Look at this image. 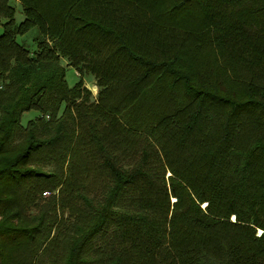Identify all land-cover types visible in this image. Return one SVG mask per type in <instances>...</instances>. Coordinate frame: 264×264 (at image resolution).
Listing matches in <instances>:
<instances>
[{
  "label": "trees",
  "instance_id": "trees-1",
  "mask_svg": "<svg viewBox=\"0 0 264 264\" xmlns=\"http://www.w3.org/2000/svg\"><path fill=\"white\" fill-rule=\"evenodd\" d=\"M9 1L0 264H264V0Z\"/></svg>",
  "mask_w": 264,
  "mask_h": 264
},
{
  "label": "rangeland",
  "instance_id": "rangeland-1",
  "mask_svg": "<svg viewBox=\"0 0 264 264\" xmlns=\"http://www.w3.org/2000/svg\"><path fill=\"white\" fill-rule=\"evenodd\" d=\"M9 4L15 9V20L17 23L23 21L24 17L21 14V6L18 1L16 0H10ZM2 34V27L0 26V35ZM36 35V31L32 30L30 31L27 35L24 37L18 38L19 42L21 44H24L29 50H33L34 48V43H33V38ZM62 65L66 68V80L69 84V86H72L78 79H80L79 74L67 66L66 62L62 60ZM83 84L84 87L90 91L92 98L95 99L98 88L95 86V81L91 76H85L83 77ZM35 114L33 112H29L24 115L22 124H25V122L31 118H33Z\"/></svg>",
  "mask_w": 264,
  "mask_h": 264
},
{
  "label": "bare ground",
  "instance_id": "bare-ground-1",
  "mask_svg": "<svg viewBox=\"0 0 264 264\" xmlns=\"http://www.w3.org/2000/svg\"><path fill=\"white\" fill-rule=\"evenodd\" d=\"M260 233V232H259Z\"/></svg>",
  "mask_w": 264,
  "mask_h": 264
}]
</instances>
